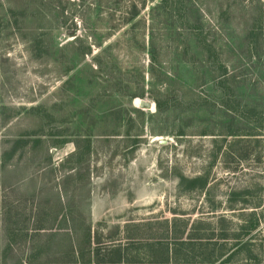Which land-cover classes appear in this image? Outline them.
<instances>
[{"label":"rangeland","instance_id":"rangeland-1","mask_svg":"<svg viewBox=\"0 0 264 264\" xmlns=\"http://www.w3.org/2000/svg\"><path fill=\"white\" fill-rule=\"evenodd\" d=\"M167 234L264 264V0H0V264Z\"/></svg>","mask_w":264,"mask_h":264},{"label":"trees","instance_id":"trees-1","mask_svg":"<svg viewBox=\"0 0 264 264\" xmlns=\"http://www.w3.org/2000/svg\"><path fill=\"white\" fill-rule=\"evenodd\" d=\"M156 103H157L156 106H157L158 110L160 111L161 110L160 102L157 101ZM182 179L186 180L184 178H182ZM204 183H205V181H204ZM167 237H168V234L166 235V237L164 236V238H162V240L159 241L157 246H156L159 250V253H160L159 257H161V258H156L155 260H153V262H151L149 264H213L214 259H220L222 257V256L221 257L218 256L217 258H214L213 260H211L215 256V250H214V252H213L214 256L212 255V257H210V258H201L200 260H202V263H198V262H196L197 258H192L190 256L191 255L190 251H194V248H195V246L192 244L191 241H188L187 239H183V238L179 239L177 237H175V238H167ZM181 237H182V235H181ZM170 241H172V242H170ZM244 245H243V248L241 247L243 252L246 251V249L248 248V246L246 244H244ZM154 248L155 247H152V250ZM197 248H198L199 252H201V253H205L207 251V247L204 244L198 245ZM247 251H248V249H247ZM118 252L120 253V251H118ZM90 254H92V253H90ZM93 256L94 257L97 256V258H98L99 250L95 249V251H93ZM97 263L98 264H106L107 262L99 260V261H97ZM109 263H111V264H122V263L123 264H139L138 262H130V261L127 263H124L121 256L109 261Z\"/></svg>","mask_w":264,"mask_h":264},{"label":"water","instance_id":"water-1","mask_svg":"<svg viewBox=\"0 0 264 264\" xmlns=\"http://www.w3.org/2000/svg\"><path fill=\"white\" fill-rule=\"evenodd\" d=\"M139 108L142 110L150 111V110H153L154 105L151 102H147L145 100H142L141 104L139 105ZM159 144L162 146H166L169 144V141L168 140H159Z\"/></svg>","mask_w":264,"mask_h":264}]
</instances>
